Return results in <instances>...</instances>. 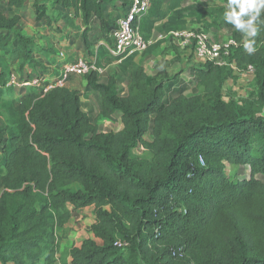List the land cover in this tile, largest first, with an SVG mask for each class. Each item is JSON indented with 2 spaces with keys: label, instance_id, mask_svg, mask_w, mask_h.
Returning a JSON list of instances; mask_svg holds the SVG:
<instances>
[{
  "label": "trees",
  "instance_id": "16d2710c",
  "mask_svg": "<svg viewBox=\"0 0 264 264\" xmlns=\"http://www.w3.org/2000/svg\"><path fill=\"white\" fill-rule=\"evenodd\" d=\"M108 1L53 0L56 8L45 11L48 23L67 13L80 17L92 57L88 61L105 68L124 56L108 48L115 46L112 32L119 17L106 10ZM25 2L0 0V96L14 88L6 83L15 70L24 74L28 69L21 79L49 75L36 73L42 61L34 55V37L20 27L21 15L1 8H20ZM122 2L125 9L130 6V0ZM227 4L152 0L141 31L150 38L186 29L194 19L200 27L193 29H212L222 40L221 28L233 27L224 19ZM93 20L100 22L96 44L87 36ZM256 26L258 35L250 36L257 43L254 53L245 51L243 34L235 31L238 45L228 64L191 66L193 94L181 85L176 95L167 96L166 81L176 87L180 74H148L131 55L121 58L122 72L130 68L126 94L116 75L105 81L97 71L83 75L100 95V115L120 114L124 126L117 131L100 130L76 88L43 93L27 86L20 97L5 102L0 264H57L67 224L75 209L86 206L95 209L89 228L94 236L69 249L68 264H264V11ZM162 42L150 45L144 57ZM8 57L18 69H12ZM250 65L255 92L243 99L226 97V83ZM148 132L151 140L145 138ZM137 147L146 155H134ZM247 165L249 177H239L238 169ZM119 239L128 244L118 246Z\"/></svg>",
  "mask_w": 264,
  "mask_h": 264
},
{
  "label": "rangeland",
  "instance_id": "374dc122",
  "mask_svg": "<svg viewBox=\"0 0 264 264\" xmlns=\"http://www.w3.org/2000/svg\"><path fill=\"white\" fill-rule=\"evenodd\" d=\"M122 1L123 0H110L105 6L107 11L110 10L115 16H119L118 20L120 17H123L126 14L129 8L128 7L125 9ZM193 1L195 0H189V3ZM1 8L10 15L13 13L20 14L21 29L25 34H29L34 37V55H36L37 58L42 61V67H39L36 70L37 74L46 73L51 77L58 74L62 66V61L59 59L61 51L65 52V55L69 60H77L79 58L90 60L92 58L88 54V48L83 38L85 26L82 24L80 17H72L70 13H67L68 15L66 18H60L48 23L45 13L56 8L53 0H26L24 6L20 8L9 9L6 4L1 5ZM99 25V21L93 20L91 23L92 28L87 34L89 40L94 44H96L97 37L101 33ZM78 26H80V28H78ZM192 27H200V25L196 23L194 19H189L187 28ZM221 29L225 30L224 39L234 36V32L237 31L234 26L228 27L224 25ZM210 32L215 38L216 36L214 35V31L211 29ZM158 34L159 33H156L152 37L156 38ZM242 34L244 42L254 41L250 39V36H247L244 33ZM161 40H163V42L158 45L147 57H144L143 52L138 51L132 52L129 55L133 57L134 61L144 64L148 74L154 75L159 71L165 70L168 75L172 77L175 74H180V72H183L182 78H179L176 87L170 88L171 83L169 82L171 80L168 79L166 81V87L168 90L167 96L170 97L176 95L177 87L181 85L186 87L184 88V91H186L187 94H193L197 92L196 79L194 77L193 70L189 69V66L190 64L199 65L202 63V61L196 59L192 51L181 49L171 36ZM256 44L257 43L254 41L255 47ZM175 47H178L180 50H177ZM96 48H98V46H96ZM177 54H180L179 58H177ZM8 60L10 63H12V69H18L17 62H13L11 57H8ZM27 70L28 69H25L24 74H22L20 71L17 73L16 70L15 72L18 74V76L20 74L26 77ZM123 70L124 60H115V62H112V64L106 67L105 72L101 74V80L105 81L110 75H116L118 78V87L121 94H126L129 83L130 68L126 66L127 71L122 72ZM254 76V71H237L235 77L230 79L224 87L226 97L233 95L238 99H243L250 96L256 90ZM67 86L80 90L84 100V108L88 111L92 119L98 123L100 130L117 131L123 128L124 124L119 113H116L113 118H105L100 115V95L88 87L87 81L83 75H73ZM22 88L25 87H14L13 89L5 90L1 94L0 123L5 121L6 117L8 116V105L5 106V102L20 97L22 94ZM145 138L151 140V132H148L145 135ZM133 154L136 156H144L146 155V151L143 149V147H137ZM226 169L228 173H231L229 164H227ZM238 175L241 178L249 177L250 167L248 165L240 167L238 169ZM74 188H76V186H74ZM2 192L3 187L0 185V195ZM95 218L96 215L94 206H86L85 208H77L74 210L72 219L69 221L67 228L64 231L65 237L60 242L57 264H68L69 249L73 245H81L84 238L94 236L89 228L94 222Z\"/></svg>",
  "mask_w": 264,
  "mask_h": 264
},
{
  "label": "built area",
  "instance_id": "2783aa9c",
  "mask_svg": "<svg viewBox=\"0 0 264 264\" xmlns=\"http://www.w3.org/2000/svg\"><path fill=\"white\" fill-rule=\"evenodd\" d=\"M151 1L152 0H130L127 14L118 20L117 27L112 32L115 37V46H108L112 55L117 56L124 54L123 57H126L135 51L143 52L157 40L171 36L178 46L182 49L192 51L195 58L199 61H211L220 65L229 63L228 56L232 48L238 45V41L234 37L216 40L210 32L186 28L171 30L167 32V34L159 33L156 38H145L141 31L140 23L142 17L148 12ZM59 59L63 61L59 74L53 77L41 75L30 79H21L20 76L14 72L10 75L6 86H34L41 88L43 93H46L54 88L67 86L73 75H85L91 71H97L103 74L106 70L105 67L99 66L95 60L88 61L79 58L76 61H68L63 51L60 52ZM249 71H254L252 65L249 66ZM116 244L118 246H126L128 242L119 239L116 241Z\"/></svg>",
  "mask_w": 264,
  "mask_h": 264
},
{
  "label": "clouds",
  "instance_id": "9594fccd",
  "mask_svg": "<svg viewBox=\"0 0 264 264\" xmlns=\"http://www.w3.org/2000/svg\"><path fill=\"white\" fill-rule=\"evenodd\" d=\"M227 9L224 13L227 23L247 36L258 35L259 29L256 24L260 20L261 12L264 11V0H228ZM245 17L247 19H244ZM244 48L248 54L256 51L254 41H246Z\"/></svg>",
  "mask_w": 264,
  "mask_h": 264
},
{
  "label": "crops",
  "instance_id": "0c3cea01",
  "mask_svg": "<svg viewBox=\"0 0 264 264\" xmlns=\"http://www.w3.org/2000/svg\"><path fill=\"white\" fill-rule=\"evenodd\" d=\"M224 32H225V30L224 29H221V31H220V35L222 34L223 36H224ZM225 37V36H224ZM224 37L222 38V39H224ZM149 56V55H148ZM179 56H180V54H177V58H179ZM192 64H190V66H189V69H191L192 70ZM160 72V71H159ZM182 73L183 72H181L180 73V75H178V80H179V78L181 77L182 78ZM70 260H71V256L70 255H68V263L70 262ZM12 263V262H11Z\"/></svg>",
  "mask_w": 264,
  "mask_h": 264
},
{
  "label": "bare ground",
  "instance_id": "6f19581e",
  "mask_svg": "<svg viewBox=\"0 0 264 264\" xmlns=\"http://www.w3.org/2000/svg\"><path fill=\"white\" fill-rule=\"evenodd\" d=\"M52 50V49H51Z\"/></svg>",
  "mask_w": 264,
  "mask_h": 264
}]
</instances>
